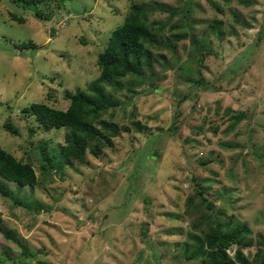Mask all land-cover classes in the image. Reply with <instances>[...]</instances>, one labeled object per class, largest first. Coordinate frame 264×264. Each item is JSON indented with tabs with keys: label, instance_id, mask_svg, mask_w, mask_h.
Masks as SVG:
<instances>
[{
	"label": "rangeland",
	"instance_id": "374dc122",
	"mask_svg": "<svg viewBox=\"0 0 264 264\" xmlns=\"http://www.w3.org/2000/svg\"><path fill=\"white\" fill-rule=\"evenodd\" d=\"M131 4L164 43L148 48L156 57L153 86H105L116 101L98 117L115 126L113 136L104 131L109 143L97 156L87 149L85 164L40 172L37 147L63 143L66 129L31 133L21 109L32 102L65 109L64 92L88 91L97 55ZM214 20L222 23L220 38L208 28ZM263 29L264 0H43L36 8L0 0V147L30 160L37 177L33 186L0 178L9 193L0 194L2 227L26 249L0 234V264H201L181 255L187 232H195L189 220L197 210L185 212L191 196L199 209L195 183L249 226L251 246L241 251L253 258L264 235V156H257L264 151V36L254 44ZM171 35L180 37L168 46ZM230 116L238 117L231 126ZM5 119L17 135L4 130Z\"/></svg>",
	"mask_w": 264,
	"mask_h": 264
},
{
	"label": "trees",
	"instance_id": "16d2710c",
	"mask_svg": "<svg viewBox=\"0 0 264 264\" xmlns=\"http://www.w3.org/2000/svg\"><path fill=\"white\" fill-rule=\"evenodd\" d=\"M18 1L25 7L33 8L38 7L39 3L43 2V0ZM62 1L65 0H59V2ZM36 14L41 16L39 13ZM11 18L18 22L23 21L21 17L12 14ZM146 19L141 6L130 5L122 21L110 31L103 50L97 55L96 64L99 69L97 78L88 86V91L76 88L73 92H64L63 97L68 101L65 109L54 108L41 102H32L21 109V113L32 120L33 125L29 127L31 133L35 130L43 132L50 129H66L63 134V143H57L54 147H47V142H44L37 147L41 161L40 172L47 173L50 169L59 170L62 164L70 165L74 161L85 164L87 149L92 155L97 156L99 149L109 143V137L106 134L110 132L108 135L113 136L116 133L115 126L103 123V121L98 120V117L101 113L106 112L109 107H113L116 101L105 86L108 85L112 92L121 89L131 91L143 83L153 86L152 66L153 62H156V57L151 55L148 48L162 46L164 43L147 29ZM221 27L220 20H214L208 25L213 35L218 38L223 35ZM262 36H264V29L262 33H257L255 45L258 44ZM178 37L180 35H171L166 45L169 46V41L177 40ZM202 43L203 40L195 42L196 45L193 42L195 49L200 50ZM22 46L27 47L28 45L23 44ZM198 54L192 57L193 61H200L202 55L200 52ZM159 56L163 57L162 55ZM125 77L128 80L124 82L122 79ZM188 80L191 79L188 78ZM190 82L203 83L201 78ZM228 110L225 112L228 113ZM177 113L178 110L175 109L172 121L166 129L168 132L172 133L177 129ZM230 117L232 121L229 125L231 126L238 117ZM95 122L101 125V129L94 126ZM2 127L11 135L18 134L17 128L8 119L2 122ZM220 144L227 147L231 145L226 142ZM261 155L264 156V151L257 156ZM0 178L21 186L37 184V177L30 160L16 158L8 150L1 147ZM190 178L194 180L193 175ZM203 192L201 185L195 183L193 195L199 199V209L192 204L193 196L186 198L185 212L192 216L194 213L190 212L189 208H193L194 211L197 210V216L189 220V226L195 232H187L183 249L181 248V255L188 260L198 258L201 264H264V235L262 239L260 236L258 237L253 258H246L241 250L243 247L251 246V238L249 237L251 229L245 222L236 220L232 213L227 215L223 207H215L213 201L204 196ZM0 194L9 195L2 185H0ZM173 216L178 217L179 215ZM142 228L144 231L146 230L144 223ZM0 234L19 246L22 253H26L25 245L19 240L15 232L2 227L1 217ZM233 245L236 246L233 255L230 256L226 253V249Z\"/></svg>",
	"mask_w": 264,
	"mask_h": 264
}]
</instances>
